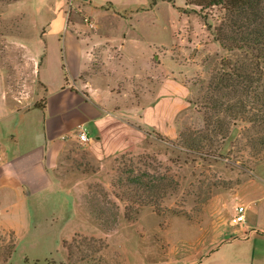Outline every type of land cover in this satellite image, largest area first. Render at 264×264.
Wrapping results in <instances>:
<instances>
[{"label": "rangeland", "instance_id": "obj_1", "mask_svg": "<svg viewBox=\"0 0 264 264\" xmlns=\"http://www.w3.org/2000/svg\"><path fill=\"white\" fill-rule=\"evenodd\" d=\"M173 2L0 0V107L4 95L12 106L38 99L45 39L53 43V29L63 21L87 41L82 83L109 91L114 108L150 104L171 74L188 87L191 104L175 140L157 135L138 151L101 163L75 144L60 176L77 208L4 211L0 220L35 229L19 238L0 231V264H195L212 250L217 230L232 225L239 204L264 196V148L249 142L260 129L209 105L215 72L226 60L244 61V54L216 42L220 9L205 16L186 0ZM57 62L51 59L53 76ZM199 133L207 136L196 151L187 140L199 142ZM139 177L144 187L138 190L130 180ZM258 207L249 205L247 215L264 226Z\"/></svg>", "mask_w": 264, "mask_h": 264}, {"label": "crops", "instance_id": "obj_2", "mask_svg": "<svg viewBox=\"0 0 264 264\" xmlns=\"http://www.w3.org/2000/svg\"><path fill=\"white\" fill-rule=\"evenodd\" d=\"M63 22L61 28L53 29V43L44 38L46 57L36 69L38 99L29 106H12L7 103L9 95L1 97L0 216L4 211L28 215L32 208L43 211L46 205L64 213L70 207L76 209V200L60 176L64 156L75 144L101 163L138 151L157 135L175 140L180 118L191 107L188 87L171 74L159 84L150 104L114 108L109 91L82 83L80 77L89 63L87 41ZM53 58L58 61L54 76ZM80 125L87 129L85 143L77 135ZM255 203L258 214L264 213V196L254 195L248 205L239 204L245 222L218 229L212 250L195 264H264V226L253 224L247 215L249 205ZM26 229L35 227L0 220V231H12L18 238Z\"/></svg>", "mask_w": 264, "mask_h": 264}, {"label": "trees", "instance_id": "obj_3", "mask_svg": "<svg viewBox=\"0 0 264 264\" xmlns=\"http://www.w3.org/2000/svg\"><path fill=\"white\" fill-rule=\"evenodd\" d=\"M162 1L174 4L173 0ZM156 2L152 0L151 6H155ZM186 6L198 8L199 14L205 16L208 14L205 12L216 8L222 11L214 29L215 40L229 52L244 54V61L226 60V67L222 65V70L215 72L209 86L213 91L209 105L216 112L235 119L240 115L244 122L258 126L256 129L259 128L261 133L249 142L252 146L257 143L264 148V0H186ZM63 69L66 70L65 66ZM221 91H224L221 98H215L213 94ZM199 135L200 143L190 138L187 140L188 147L196 151L203 148L201 142L207 135ZM130 183L138 190L144 187L141 177L131 179ZM93 212L97 213L96 210Z\"/></svg>", "mask_w": 264, "mask_h": 264}, {"label": "built area", "instance_id": "obj_4", "mask_svg": "<svg viewBox=\"0 0 264 264\" xmlns=\"http://www.w3.org/2000/svg\"><path fill=\"white\" fill-rule=\"evenodd\" d=\"M77 135L82 143L88 141L87 129L83 125L77 127ZM1 160V157H0ZM245 222L244 208L237 207L236 212L231 220L232 226H238Z\"/></svg>", "mask_w": 264, "mask_h": 264}]
</instances>
